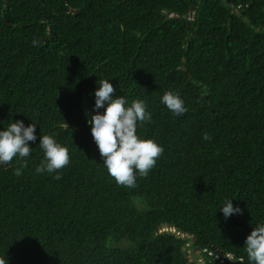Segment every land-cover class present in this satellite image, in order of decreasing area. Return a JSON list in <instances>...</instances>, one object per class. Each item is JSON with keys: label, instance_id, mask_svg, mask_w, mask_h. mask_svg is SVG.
<instances>
[{"label": "trees", "instance_id": "1", "mask_svg": "<svg viewBox=\"0 0 264 264\" xmlns=\"http://www.w3.org/2000/svg\"><path fill=\"white\" fill-rule=\"evenodd\" d=\"M101 78L145 101L136 131L163 146L134 187L92 138ZM167 90L183 114L160 102ZM15 119L37 138L0 164L6 264H187L182 247L249 264L245 238L264 222V0H0V129ZM41 134L69 150L52 173L35 171ZM226 198L242 211L225 218Z\"/></svg>", "mask_w": 264, "mask_h": 264}, {"label": "clouds", "instance_id": "2", "mask_svg": "<svg viewBox=\"0 0 264 264\" xmlns=\"http://www.w3.org/2000/svg\"><path fill=\"white\" fill-rule=\"evenodd\" d=\"M98 85L94 90L93 105L97 111L89 119L92 138L109 175L117 184L134 187L137 177L146 176L163 152V146L154 138L142 137L136 131L139 124L152 119V114L146 110L143 99H133L128 103L125 95H112L115 88L109 78H101ZM160 102L174 115L187 110L178 91H165ZM101 108L103 111H98ZM35 128V122L26 125L23 120L15 119L0 129V164H7L13 157L30 156L33 148L28 142L36 140ZM203 138L208 139L209 134L204 133ZM38 145L43 158L35 168L37 173H52L69 163L67 146L58 142L54 134H41ZM26 164L27 160L21 161V167L15 169L17 175ZM219 209L225 218L242 211L239 205H233V198H226ZM165 229L173 230L166 226ZM244 248L249 264H264V222L255 224L245 238ZM6 262L7 259L0 258V264Z\"/></svg>", "mask_w": 264, "mask_h": 264}, {"label": "water", "instance_id": "3", "mask_svg": "<svg viewBox=\"0 0 264 264\" xmlns=\"http://www.w3.org/2000/svg\"><path fill=\"white\" fill-rule=\"evenodd\" d=\"M155 232H156V234H160V233H173V234H175L176 237L183 238V236H181L176 231L165 229V225H163V224L161 226L157 227L156 230H155ZM187 237L189 239H191V242L190 243H192V242L195 241V238L194 237H192L190 235H188ZM181 250H182V252H184V256L186 257V263L187 264H195L194 262H191L190 261L187 253H185V247H182ZM195 250L198 251V250H200V248L199 247H196Z\"/></svg>", "mask_w": 264, "mask_h": 264}, {"label": "rangeland", "instance_id": "4", "mask_svg": "<svg viewBox=\"0 0 264 264\" xmlns=\"http://www.w3.org/2000/svg\"><path fill=\"white\" fill-rule=\"evenodd\" d=\"M182 236H184V235H182ZM190 245V244H189ZM189 252V259L191 260V261H193L194 262V260L196 259V257L195 256H198L199 257V260H198V263L197 264H202L203 263V259H202V257L200 256V251L198 250L195 254H194V252L192 251V250H189L188 251Z\"/></svg>", "mask_w": 264, "mask_h": 264}]
</instances>
